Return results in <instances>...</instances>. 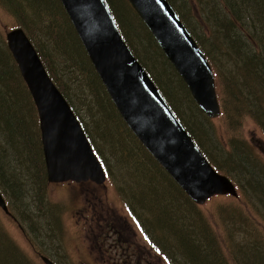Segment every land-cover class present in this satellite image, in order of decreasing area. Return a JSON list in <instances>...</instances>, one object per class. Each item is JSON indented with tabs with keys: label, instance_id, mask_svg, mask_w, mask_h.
Instances as JSON below:
<instances>
[{
	"label": "trees",
	"instance_id": "obj_1",
	"mask_svg": "<svg viewBox=\"0 0 264 264\" xmlns=\"http://www.w3.org/2000/svg\"><path fill=\"white\" fill-rule=\"evenodd\" d=\"M6 1L16 8L20 27L70 103L107 171H121L124 184L132 185L136 180H130L131 173L136 171L144 183L160 187L152 191L151 207L143 201L144 213L137 212L134 218L151 245L165 254L167 263L264 264V159L248 140L237 135L248 119L264 134V0H186L185 6L180 0H169L214 68L222 106L219 118L230 127L228 139L217 132L213 119L194 101L129 1L106 0L125 41L210 162L238 183L245 180L241 195L233 197L232 203L221 204L215 214L195 204L127 126L60 0ZM193 8L200 12L196 17L200 36L188 19V15L194 17ZM2 42L0 132L10 149L17 151L11 152L16 157L15 169L36 171L33 176L41 189L48 181L37 108L23 77H16L20 70L7 45V50L1 47ZM76 84L79 94L73 92ZM88 95L93 103L87 100ZM80 102L88 112L78 107ZM8 146H0V179H5L17 197V174L10 173L4 163ZM1 225L0 235L12 250L0 264H37ZM155 230L170 234L173 243H166ZM239 233L245 236L240 238ZM114 253V258L125 257L123 252Z\"/></svg>",
	"mask_w": 264,
	"mask_h": 264
},
{
	"label": "water",
	"instance_id": "obj_2",
	"mask_svg": "<svg viewBox=\"0 0 264 264\" xmlns=\"http://www.w3.org/2000/svg\"><path fill=\"white\" fill-rule=\"evenodd\" d=\"M209 118L222 112L213 67L169 0H128ZM118 112L156 161L197 205L238 196L177 117L126 43L106 0H60ZM6 40L37 108L47 179L103 184L105 169L69 102L22 27ZM0 208L9 213L0 191ZM46 264H55L42 256Z\"/></svg>",
	"mask_w": 264,
	"mask_h": 264
},
{
	"label": "rangeland",
	"instance_id": "obj_3",
	"mask_svg": "<svg viewBox=\"0 0 264 264\" xmlns=\"http://www.w3.org/2000/svg\"><path fill=\"white\" fill-rule=\"evenodd\" d=\"M180 4L185 6L188 3L186 0H180ZM180 4L177 3L176 5L182 7ZM180 7L179 9H181ZM192 12L194 17L188 15V19L192 24L196 25L195 32L200 36L201 30L197 26L198 23L196 21V17H200V12L197 8H193ZM19 26L20 21L19 18L16 17V8L12 2L0 0V40L4 41L1 43L3 49L7 50L6 33L10 29ZM13 61L15 63L14 58ZM16 77L22 79L20 73L19 77L18 75H16ZM10 79L12 80V78H9L8 80ZM76 86L77 84L72 86L74 87L73 92L79 94ZM87 100H90V102L93 103V99L90 95L87 96ZM78 107L88 112L86 106L83 107L81 102ZM90 107H94V104ZM94 110L96 111L97 108L95 107ZM219 117L220 116L213 119L215 129L220 135H224V138L228 139L227 133L230 131V127L227 126L223 118L221 119ZM85 120L89 122L88 118H85ZM90 124L92 125L91 122ZM237 135L244 137L246 141L248 140L249 142L247 141V143L252 147L254 146V150L264 159V134L256 123L251 119L246 120V122L241 125ZM224 138L222 140H224ZM5 139L4 135L0 132L1 148L2 146H4L3 148H7L8 146L5 143ZM8 149L10 152L7 153L8 155L5 154L6 157L4 163L7 166V170H11L10 173L17 174V177L14 179V190L17 191L19 195H17V197L14 196V192H12V189L5 182L4 178L0 179V185L2 186L1 189L6 198L10 202L12 213L24 226L25 233L19 228L17 222H15L13 218L7 216L1 208L0 225L2 224L1 226L8 232L16 244L37 264H45L36 253L38 250L44 254L59 256V262L61 264L81 263V258L84 257V254L87 251L86 246L88 245V240L86 239V234L89 232L87 229H89L90 225L93 223L91 218H87V222H85L86 218L82 215V212L88 204L94 203L99 211L106 215L105 217L102 216V219L98 218V223L101 225H107L108 222L114 230L121 229L123 225L122 222L131 223L135 218H130L129 213H126L123 209L122 206L124 204L123 200H121L122 196L120 195L125 194L128 200H130L128 203L130 204L131 209L138 208L140 211L139 213H144L145 209L142 206L144 204L143 201L151 207L150 198L153 195L152 191L154 189H160L158 185L150 186L149 183H144L143 178L139 177L136 171H133L131 173L132 177H130V180L132 178L136 180L133 185L131 182L130 184H124V178L120 174L121 171H108L109 178L103 183L106 184V186L103 184H101V186L97 183L95 185H89L90 183L85 182L76 185L47 182L40 189L38 181L33 176L36 171H18L15 169L16 157L13 153H16L17 151L15 149L11 150L9 146ZM29 174L32 175V177L29 176ZM22 175L27 176L23 177ZM231 179L235 178L231 177ZM235 180L233 181L238 184L241 193L242 188L240 187L245 185V180L240 181V183ZM120 188L123 192L120 191ZM143 190L145 193L142 192ZM97 195L99 197L95 198ZM227 196L228 195H219L212 197L206 204L200 205V207L206 213L212 212L215 214L221 204L232 203L235 200L233 196ZM100 198H102V201H100ZM142 198L147 200H138ZM94 201H97L98 203H95ZM106 210L110 211V213H105ZM259 212L263 211L259 208ZM254 214L256 215V213ZM94 223L97 224L96 221ZM133 226L134 227L132 228V226L129 225L128 229H124V234L122 233L121 236H124L126 233L128 240L133 243L136 252L140 254L142 253V255L146 256L149 259L150 264L159 262L156 255H150L147 253L145 248L148 249L149 247L145 244L143 239L140 238V233L142 231L135 227V225ZM135 228H137L140 233L136 231ZM127 231L130 232V235L127 234ZM132 233L134 234L132 235ZM155 235L161 237L168 244L173 243V237L170 234H161L155 230ZM238 235L240 238L245 236L241 233ZM4 238V236L0 235V240L2 239L0 242V260L5 259L8 250H12L11 245L5 241ZM114 239H116L115 236L112 237L108 234L106 240L107 245L102 248L103 252H101L103 255L98 254L100 257L104 256V260L109 264H115L116 258L113 256L115 254V247L111 248ZM107 247H109L111 251L105 253ZM111 253L114 254L112 255ZM108 254H111V256Z\"/></svg>",
	"mask_w": 264,
	"mask_h": 264
},
{
	"label": "flooded vegetation",
	"instance_id": "obj_4",
	"mask_svg": "<svg viewBox=\"0 0 264 264\" xmlns=\"http://www.w3.org/2000/svg\"><path fill=\"white\" fill-rule=\"evenodd\" d=\"M109 178L108 174H107V179ZM85 183H90L89 185H95L96 183L92 182V181H87ZM66 184L68 185H76L79 183H75V182H67ZM106 186V184H103ZM102 186V185H101ZM120 195V194H119ZM120 196H122L121 200H123V209L126 211V213H129L130 218L133 219V217L135 216V214L139 211L138 208H132L130 207V204L128 202H130V200H128V198L126 197L125 194H121ZM99 196L97 195L95 198H98ZM90 199V198H89ZM88 200V199H87ZM100 201H102V198H100ZM95 202V201H94ZM88 203V202H87ZM95 203H98L97 201ZM111 207V206H109ZM137 209V210H136ZM110 213V211H107L105 213ZM7 216L13 218L15 220V222H17L19 228L25 233L24 231V226L20 223L19 219L14 215V214H6ZM82 215L84 216V218H86V221L84 219L85 222H87V218H91V220L93 221V223L90 225V228L87 229L89 232H87V236L86 239L88 240V245L86 246V252L84 254V257L81 258V263L80 264H109L107 261L104 260V256H99L103 255V253H101L102 248L104 246L107 245L106 240H107V236L109 234V236L111 235L112 237L115 236L116 239H114V243L111 246L115 247V251L117 253V255H119V253H122L125 255V257H122L119 259H115V264H150L149 259L142 255V253H138L135 250V247L133 245V243L128 240V237L126 236V233L124 236H121L122 233L124 234L123 230L124 229H128L129 225L132 226V228L134 227L133 225H135V227H137L139 230L140 227L138 226L137 222L135 220H132V222L134 223H123L122 222V227L121 229H116L114 230L113 228H111V225L107 222V225H101L98 220V218L102 219V216L105 217L106 215L103 212H100L99 209L93 204H88L85 208V210L82 212ZM123 218V217H122ZM97 222V224H95L94 222ZM85 224V223H84ZM126 226V227H125ZM139 232V230H137ZM85 229V226H84ZM137 232V233H138ZM140 233V232H139ZM127 234L130 235V232L127 231ZM134 233H132L133 235ZM141 239H143V241L145 242V244L149 247L148 249L145 248V250L147 251V253L154 254L157 256V259L159 260V262L154 263V264H167V258L165 256L164 253L159 252L154 246L151 245V243L149 242L148 238L145 237L144 233L141 232ZM101 245H103V247H101ZM119 249V251L117 249ZM36 251V250H35ZM111 249L108 247L106 248V252H110ZM127 251L128 255L126 256L125 252ZM36 253L40 256V258L42 259V256H46L49 259H51L55 264H61L60 261V257L57 255L52 254H44L42 252H40L39 250L36 251ZM109 255V254H108ZM113 255V254H112ZM111 256V254L109 255ZM43 261V260H42ZM44 262V261H43ZM45 263V262H44ZM46 264V263H45Z\"/></svg>",
	"mask_w": 264,
	"mask_h": 264
}]
</instances>
